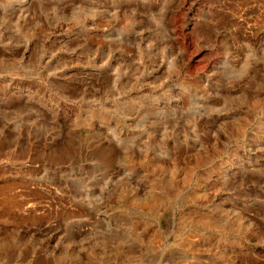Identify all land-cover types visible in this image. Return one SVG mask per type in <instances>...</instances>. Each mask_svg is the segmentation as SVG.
Instances as JSON below:
<instances>
[{
  "label": "rangeland",
  "instance_id": "obj_1",
  "mask_svg": "<svg viewBox=\"0 0 264 264\" xmlns=\"http://www.w3.org/2000/svg\"><path fill=\"white\" fill-rule=\"evenodd\" d=\"M0 264H264V0H0Z\"/></svg>",
  "mask_w": 264,
  "mask_h": 264
},
{
  "label": "bare ground",
  "instance_id": "obj_2",
  "mask_svg": "<svg viewBox=\"0 0 264 264\" xmlns=\"http://www.w3.org/2000/svg\"><path fill=\"white\" fill-rule=\"evenodd\" d=\"M137 200H138V199H137ZM140 201H141L140 203H146V202H147L146 200H141V199H140ZM154 201H155V200H154ZM148 203H150V202H148ZM151 203H153V202H151Z\"/></svg>",
  "mask_w": 264,
  "mask_h": 264
}]
</instances>
